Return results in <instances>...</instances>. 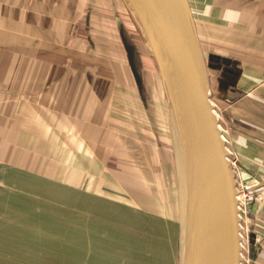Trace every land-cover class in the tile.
<instances>
[{"label":"rangeland","instance_id":"374dc122","mask_svg":"<svg viewBox=\"0 0 264 264\" xmlns=\"http://www.w3.org/2000/svg\"><path fill=\"white\" fill-rule=\"evenodd\" d=\"M189 2L208 72L214 80L226 69L236 74L235 59L254 56L262 39L245 33L239 18L210 14L207 0ZM211 100L219 115L214 93ZM173 141L162 73L130 0H0V168L7 190L35 186L31 200L43 206L46 185L94 181L124 186L129 201L176 218ZM237 182L246 252L255 200L248 188L260 182Z\"/></svg>","mask_w":264,"mask_h":264},{"label":"crops","instance_id":"0c3cea01","mask_svg":"<svg viewBox=\"0 0 264 264\" xmlns=\"http://www.w3.org/2000/svg\"><path fill=\"white\" fill-rule=\"evenodd\" d=\"M207 1L210 14L217 9L218 15L239 18L244 32L263 42L251 51L254 56L235 59L237 66L231 69L236 74L226 69L214 80L209 71V79L238 169L236 178L260 182L251 190L252 231L246 252L242 236V260L248 253L247 264H264V0ZM252 18H258L255 24ZM2 162L0 158V166ZM4 175L0 168V264H180V207L176 218V213L161 215L132 197L129 201L124 186L107 189L94 181L88 187H40L43 206H38L35 198L31 200L36 196L31 192H38L35 186L25 187V192L14 186L7 190ZM239 201L242 223L240 196Z\"/></svg>","mask_w":264,"mask_h":264},{"label":"water","instance_id":"95a60500","mask_svg":"<svg viewBox=\"0 0 264 264\" xmlns=\"http://www.w3.org/2000/svg\"><path fill=\"white\" fill-rule=\"evenodd\" d=\"M154 49L171 109L179 181L180 264H242L236 174L211 100L189 0H130Z\"/></svg>","mask_w":264,"mask_h":264},{"label":"bare ground","instance_id":"6f19581e","mask_svg":"<svg viewBox=\"0 0 264 264\" xmlns=\"http://www.w3.org/2000/svg\"><path fill=\"white\" fill-rule=\"evenodd\" d=\"M255 188H256V187H255ZM253 189H254V188H253ZM251 190H252V189H250V188L248 189V191H251ZM241 227H242V223H241ZM241 235H242V233H241ZM242 256H243V255H242ZM242 261H243V260H242Z\"/></svg>","mask_w":264,"mask_h":264},{"label":"built area","instance_id":"2783aa9c","mask_svg":"<svg viewBox=\"0 0 264 264\" xmlns=\"http://www.w3.org/2000/svg\"><path fill=\"white\" fill-rule=\"evenodd\" d=\"M249 189V188H248Z\"/></svg>","mask_w":264,"mask_h":264}]
</instances>
